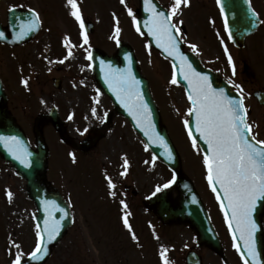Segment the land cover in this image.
<instances>
[{
    "label": "snow or ice",
    "instance_id": "obj_1",
    "mask_svg": "<svg viewBox=\"0 0 264 264\" xmlns=\"http://www.w3.org/2000/svg\"><path fill=\"white\" fill-rule=\"evenodd\" d=\"M246 2L249 4L251 26L255 28L257 22L264 24V20H260L256 9L251 7V0ZM120 3L126 9L127 15L131 17L135 31L141 36L151 37L155 46L163 51L166 58L172 59V76L169 83L177 87L182 86V82L186 85L184 90L189 107L182 123L192 149L202 157L204 179L223 212L224 221L232 237L233 248L239 253L242 264H264L256 246V234L264 226L259 225L254 217L257 204H264V139H257L259 132L256 129L259 125L251 119V110L246 104V97L251 94L246 93L245 89L233 79L237 75V67L227 43L217 33L227 57V63L231 67V76L227 78V84L236 90L237 96L230 95L224 87H213L208 73L197 71L188 55L181 49V44L187 42L186 33L183 31V11L191 7V0H170L166 9L158 7L155 0H143L144 12L148 13L147 19L143 22L128 6L127 0H120ZM217 4L220 6L221 13L224 14V0H217ZM65 6L68 14L78 24L81 40L79 44H74L71 37L65 35L62 43L66 55L57 61L49 60V63L63 64L76 55L74 49L80 48L83 50V59L87 62L81 65V72L86 69L93 70L96 67V57L91 51L88 28L80 0H66ZM14 10V8L10 9V11ZM31 12V19L16 34L17 40H22L26 35L39 31L43 27L41 14L34 8ZM112 15L115 21L112 38L119 44L120 21L115 12ZM224 27L227 38L231 40L233 33L229 27L227 14H224ZM0 39H7L5 32L0 31ZM145 47L151 54L152 43H146ZM188 47L194 54H200L196 43H188ZM125 59L128 61V66L123 69L113 68L110 62L106 64L103 60H100L99 64L109 91L131 117L136 129L146 138L140 143L143 151L150 153V158L145 159L143 163L155 168L160 157L151 151L152 145L162 148L164 150L162 154L169 161H173L175 156L168 141L156 130L152 119V109L145 99L141 81L132 70V55L126 54ZM20 83L30 91L28 78L22 77ZM80 84H85V81L81 80ZM95 91L96 95L91 97L90 115L105 122L109 113L103 111L102 115L100 114L102 106L100 97L103 94L99 88ZM74 115L75 113H70L68 119L73 120ZM85 119L88 117L86 116ZM84 131L86 132L87 128ZM0 143L22 165L29 168L32 166V153L28 151L25 142L19 136L0 135ZM69 156L73 163L77 162L74 152H70ZM121 160V171L118 175L124 178L129 174L131 167L127 153L121 156ZM104 179L108 195L115 200L119 192L117 182L107 172ZM176 181L177 176L173 171L169 180L155 185L152 196L171 188ZM4 195L9 204L15 202V193L10 188L5 189ZM192 201L196 202L195 196L192 197ZM119 205L123 227L128 231L132 241L140 245L139 236L130 222L132 213L129 204L125 199H119ZM56 210L62 212L63 217L57 219L54 215ZM44 211L46 216L43 222L37 220L34 225V243L30 251H25L21 243L9 238L10 246L7 252L11 257L10 264H28L29 261L40 264L50 254L49 245L60 236L62 220L69 218L71 212L61 208L55 201H46ZM33 217L35 218V214ZM153 235L154 239L160 241L161 238L155 233L154 228ZM171 251L172 248L168 245L159 244L160 264H175L169 255Z\"/></svg>",
    "mask_w": 264,
    "mask_h": 264
},
{
    "label": "rangeland",
    "instance_id": "obj_2",
    "mask_svg": "<svg viewBox=\"0 0 264 264\" xmlns=\"http://www.w3.org/2000/svg\"><path fill=\"white\" fill-rule=\"evenodd\" d=\"M9 2L27 3L29 0H4L2 3L4 8L10 5ZM255 2L257 6L259 4L260 8L263 9L262 13L264 15V0H255ZM40 6V10L45 12V14L51 11L48 7L43 6L41 2ZM114 9L120 21L121 33L119 38L122 36L138 50L139 47L143 45L140 35L135 31L132 21L130 19L124 20L122 4L121 9H117V7ZM90 12L96 13V16L93 17L95 31L91 36L92 38H90V42L96 43L101 49L111 53L115 49L116 41V39L112 38L114 36L115 23L113 16H110L99 4H97L95 8L90 7L88 11L85 10L86 15H89L88 13ZM53 13L54 18L47 17L51 31L57 30L60 34L66 33L68 29L57 19L60 16L59 13L57 11H53ZM53 36L55 38V35ZM138 51L137 55L140 61H142V66H145L143 60L149 65L152 58L147 55L145 57L143 51ZM157 58L160 59L159 57ZM160 65H164V63L160 62ZM166 67L168 68L167 65ZM53 74L54 73H52V75ZM162 74L167 79L171 77V73H169L164 66L162 68ZM148 76L150 78L149 74ZM256 80L259 84L258 86L264 87V65H260L259 80L257 78L254 81L256 82ZM150 83L154 94L157 89V95L163 100L164 105H169L171 98L175 94L173 99L176 110L175 113H181L183 111L186 105L184 96L181 91L176 92L174 90V85L170 83H167V85H158L155 78H151ZM50 93L51 96L48 100L51 99L52 105L59 107L63 114L61 118L65 126L64 135L69 138L74 145H77L83 138L92 136L91 132L93 129L103 125L104 122L94 117L88 119H82L81 117H76L75 120L68 119L70 113H83V109L91 108V97L96 95L95 88L92 87L91 84L90 86L80 83L76 85L75 83H71L70 80L65 79L60 90H53ZM32 94L33 93H30V95ZM100 99L102 101L100 114L102 115L103 111H108L109 105L103 95ZM33 101L34 99L32 98L25 100V102ZM15 104L19 110V105L17 103ZM24 113L25 114L20 113L19 115V124L33 144V134L31 130L33 121L31 117L26 116L29 115V111ZM25 116L26 118H24ZM163 118L165 119V121L163 119V122L166 124L168 130L172 132V140L178 148L182 161L181 171L194 181L201 191L199 192L210 199L215 208L216 206L218 207L215 197L204 179L202 157L192 149L183 123L180 121L178 123L177 120L174 119L170 122V117L166 110L163 114ZM258 118L260 120V117ZM175 119H178V117ZM110 123H112V121H110ZM85 128H87L86 132L84 131ZM120 130L122 131V129ZM43 134L50 151L49 172L47 173V177L51 175L50 180L59 188L66 187L65 189L77 195L74 202V211L78 225L75 229L70 230L66 237L61 240L54 249V253L49 261H46L45 264H160L158 257L160 243H164L169 247L171 243L176 246H182L183 243H191L190 240L184 241V235H188L189 233L183 231L184 228L182 227L164 228V231L158 228L150 214H146L142 208H135L134 202L138 199H133L131 201L130 198L129 201H127L126 195L123 194L119 197L120 193H118L117 198L110 204V207H104L105 202L108 203L107 199H111L108 195V188L104 179L105 172L112 177H117L118 180L123 179L118 175V172L121 171V169L118 168L121 155H123V153H119L121 151L128 154L131 164L129 174L124 177V182L131 184V187L135 189H139L143 197L152 195L156 184H162L172 176L165 165L161 164L159 161L156 162L155 168H151V166L143 163L145 159L150 158V153L144 152L143 147L139 149L138 142L140 143V140L134 135L131 136L132 144L128 146L123 138L125 135H130L128 132L120 134L117 132V129H110L107 131L105 137L99 141L97 147L90 153L81 154L76 151L77 162L73 163L68 154V152L72 150L70 144L63 143L59 139L58 133L55 132L50 124L44 126ZM119 135H123V137H119ZM112 170L114 171L113 174ZM117 179L114 178L115 181H117ZM0 181L5 184V177L0 176ZM10 183L13 185L12 190L15 193V201L18 203V213L13 216L15 217L13 225L16 227L18 226V228L13 229L14 231L9 230L8 226L12 225L11 219L7 215V207L3 206L5 205L3 202H0V214L2 216V221L0 223L4 226L3 230L0 231V264H6L8 256L7 249L9 246L5 245L3 240L11 237L16 240L17 243H21L25 251H30L34 243V235L33 231L30 229L28 218V208L31 203L28 201L25 194V181L13 177ZM120 183H122V181H120ZM174 194L175 192H172V195ZM119 199H125L129 204L132 213L130 222L133 224L139 236L140 245L132 241L128 231L123 227ZM102 206L105 208L104 214H101V211H97V208ZM80 211L82 215L79 213ZM153 228L155 229V233L160 236V241L154 239ZM178 231L182 233L177 235ZM127 240L130 242V246L133 247L132 249L127 245ZM176 246L175 248H177ZM209 262L216 261L211 256H206L205 263L209 264Z\"/></svg>",
    "mask_w": 264,
    "mask_h": 264
},
{
    "label": "flooded vegetation",
    "instance_id": "obj_3",
    "mask_svg": "<svg viewBox=\"0 0 264 264\" xmlns=\"http://www.w3.org/2000/svg\"><path fill=\"white\" fill-rule=\"evenodd\" d=\"M41 4L48 7L51 12H58L60 15L61 21L65 23L67 27L71 29V37L74 38L75 44L80 43V35L76 33L78 28L77 22L68 14V9L66 8V0H40ZM88 0H80L81 9L83 11L85 2ZM128 4L131 6L136 0H127ZM164 9H166L170 3V0H156ZM132 2V4H131ZM106 3V2H105ZM251 5L253 6V2L251 0ZM129 6V7H130ZM31 7H35V4L32 3ZM35 8H39L37 5ZM254 8V6H253ZM258 12V10L256 9ZM51 12L48 11V15L51 16ZM54 14V13H53ZM183 31L186 33L187 42L182 43L183 48L190 53L193 54L196 58L202 59L203 64L206 68L215 72L220 78L227 81V78L231 76V67L227 63V57L224 53L223 46L220 43V39L217 36V33L220 34L224 38L225 43H227L230 53L235 59V64L237 67V75L233 78L236 83L240 84L246 93L252 94L255 89H259L258 86H253L254 77L253 69L255 61L257 65L260 62V57L264 58V24L259 25L255 30L251 32V34L242 38L238 45L227 38V31L224 27V20L222 13L220 11V7L217 4V0H191V7L184 9L183 11ZM44 22V18L42 17ZM214 21V23H213ZM243 31V29H242ZM188 43H196L199 48V55L194 54L191 49L188 47ZM0 47L5 50V54L3 52L0 54V80L2 84V88L4 94L6 96V107L8 112L14 118L15 121L20 120V113H18L17 106L15 103L19 101V97L21 96V90L23 91L25 88L20 83L21 78H28L30 87H32L35 91H38L40 94L45 95V89H47L50 81L54 78L49 76V72L54 70L56 72L64 71L66 73L72 74L67 79H71L72 82H80L81 80H85L87 76L84 71L81 72V65L85 64L86 61L83 59V50L80 48L74 49L76 55L65 61V63H49L51 61H57L62 59L64 55H66V50L63 46L62 41L58 40V37H55L51 34H37L32 40L27 43H23L21 45L16 46H7L0 44ZM47 58V59H46ZM246 59V60H245ZM251 63V65L246 62ZM246 63V65H245ZM21 68L23 71L21 72ZM49 69H51L49 71ZM74 73V74H73ZM251 78V80H249ZM250 85V88L247 90L245 88L246 85ZM231 86V85H230ZM232 87V86H231ZM253 87V88H252ZM264 90V88H262ZM252 99L253 107H250L248 103H246L251 112L250 117L252 120L256 121L259 127L256 129L259 132V136L257 139H264L262 137L264 132V126L258 120V115L254 113V110H264V106H260L257 104L253 98ZM34 109L29 110L28 117H32ZM83 113L75 114V117L84 116L91 117L90 109H83ZM25 114V113H21ZM26 116L24 118H26ZM118 117L120 121L123 120L121 116L117 114L114 115ZM48 120V119H46ZM45 121V119L43 120ZM262 137V138H261ZM14 175L13 169L3 161L0 156V176H4L6 180V184L0 181V202L5 201V205L7 207V215L11 219L12 225L8 226L9 230L16 229L17 227L13 225V220L18 210V204L13 203L9 204L4 195L5 189H13V185L11 182ZM126 191H128V187H124ZM129 199H138L134 202V206L141 208H145L144 211L148 213L147 207L144 204V197L140 193V190H132L126 193ZM35 207L34 204H31L30 209V227L34 230V214ZM2 221V216L0 214V222ZM213 225L218 233V236L221 240L222 250L227 254L228 246L226 242H224L222 238V234L224 231L222 226L219 224L217 219H212ZM3 224L0 223V231L3 230ZM77 227L75 219H72V225L69 230L75 229ZM189 233L192 235V240L194 242L193 245L189 247H183L182 249L172 248L170 252L171 256L174 255L175 264H184V256L189 251L196 252L201 258H205L206 256H211L216 262H209V264H226L223 261L221 255L213 250L211 247L197 244L196 243V234L195 231L188 227ZM14 231V230H13ZM189 235V239L191 237ZM205 260V259H203ZM206 264V263H205Z\"/></svg>",
    "mask_w": 264,
    "mask_h": 264
},
{
    "label": "water",
    "instance_id": "obj_4",
    "mask_svg": "<svg viewBox=\"0 0 264 264\" xmlns=\"http://www.w3.org/2000/svg\"><path fill=\"white\" fill-rule=\"evenodd\" d=\"M226 10H231L230 5L225 6ZM234 16L236 18L240 19L241 15L242 18L247 19L245 24H249L250 22L248 21V18L246 17L247 14V7L244 5L239 6L238 8H234ZM28 16L26 14L22 13H16L14 11H11L9 13V29L12 30L13 33L20 32L21 28L24 26L25 22L24 20ZM89 30L91 31V28L89 27ZM0 31H3V28L0 25ZM126 54H131V49L128 47H120L119 51L117 52V55L114 57H107L105 54H103L100 51H97L95 53L96 57V67L94 68L96 77L99 80V84L101 89L107 93L113 100L115 106L119 108V110H122L123 112L126 111L118 101H116L115 96L112 94L111 91H109L107 84L104 81V75L103 72L101 71V67L99 64L100 60L105 61V63H111L113 68H126L128 66V61L125 59ZM133 58V55H132ZM132 70L136 74V77L138 80L141 81V88L144 91L145 94V99L149 103V107L152 109V119L155 122V127L156 130L159 131L160 135H162L169 144V147H171L173 154L175 156V159L173 161H169L166 159V157L162 154L163 149L156 146L152 145L151 150L159 155V159L162 160L164 163H166L173 171H175L176 176H177V181H176V186L180 190V202L178 204H170L168 200V196L166 192L161 193L160 195H157L153 197L149 203L150 205L154 204L157 205V215L158 217L164 221V222H173V221H183V220H188L193 226L197 228V230L204 232L203 230V225L206 223V218L204 215L203 208L201 207L200 202L196 198V202L192 201V197H196V193L191 185V183L187 180L185 176L179 175V159L178 156L170 143L168 136L166 134V131L160 126L159 124V118L158 114L151 102L148 90H147V84L144 79L141 78L139 75L136 65H135V60H132ZM199 71L198 69H196ZM1 94V91H0ZM260 102L264 103V97H261ZM122 108V109H121ZM127 113V112H126ZM128 115V114H127ZM55 117V116H54ZM53 117V118H54ZM130 117V116H129ZM132 121V119H131ZM132 123H134L132 121ZM54 125L55 127H59V122L57 121L56 118H54ZM135 126V124H134ZM138 130V129H137ZM138 132L143 136L142 132L138 130ZM0 135H17L19 136L26 144L28 151L32 153L31 160H32V166L25 167L22 165L19 161H17L12 155L8 153V151L4 148L3 144L0 143V153L3 155V157L6 160H10L13 164V166L16 168L18 173L27 180V192L29 196L35 200L37 204L40 206V212H39V217L38 221L43 222L46 213L44 211V205L45 202H51V201H58V196H54V194H57V192L48 187L47 183H45L44 180V172L46 168V158L48 156V150L45 145V142L43 140V137L39 131H37L36 126H35V143H36V150L33 151L24 137V134L21 132V130L15 126V124L8 118L5 117V112L2 110L1 107V102H0ZM144 139H146L143 136ZM96 139L92 140H85L82 142L80 149L87 150L89 147H91L95 143ZM187 185V187H185ZM52 197V198H50ZM56 199H55V198ZM264 213V204H257L256 211L254 213V217L257 220V223L261 225V215ZM54 215L58 217L59 219L63 216V213L56 210L54 211ZM63 227L61 228V234L57 238V240L61 237L62 233L65 231V228L67 226V222L65 221L64 223L62 222ZM56 240V241H57ZM55 241V242H56ZM53 242V243H55ZM256 246L257 250L260 254V258L264 260V246H263V233L262 230L257 232L256 234ZM196 260V259H195ZM194 259H190V257L187 258V264H198ZM42 262V261H41ZM40 262V263H41ZM36 262L29 261L28 264H35Z\"/></svg>",
    "mask_w": 264,
    "mask_h": 264
}]
</instances>
